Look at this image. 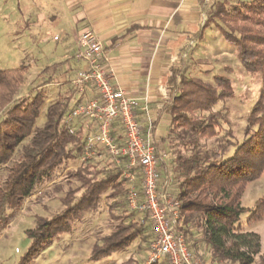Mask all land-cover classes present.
<instances>
[{
    "label": "trees",
    "instance_id": "16d2710c",
    "mask_svg": "<svg viewBox=\"0 0 264 264\" xmlns=\"http://www.w3.org/2000/svg\"><path fill=\"white\" fill-rule=\"evenodd\" d=\"M210 26L234 48L244 71L259 74L261 81L238 143L230 129L218 133L221 123L228 122V110L216 107L233 98L230 80L222 75H213L211 81L191 76L186 57L170 68V90L162 111L169 123L163 142L173 179L172 192L180 203L177 231L202 261L264 264L259 235L244 232L240 225L244 213L249 214L248 224L264 217V194L253 208L246 209L240 203L247 185L264 173V0H241L233 5L229 0H211L201 37ZM26 73L24 63L15 69H0V230L10 225L17 210L40 186L54 183L56 173L68 161L80 159L84 148L82 131L70 133L64 124L76 90L61 95L42 110L45 98L41 92L18 97ZM53 79V75L45 77L34 88L51 84ZM41 113L44 122L38 126ZM111 135L117 143L123 141L118 121L112 123ZM209 141L211 146L206 145ZM160 169L164 170L163 163H159ZM64 177L66 190L59 198L62 210L50 217H36L34 226L25 231L30 245L18 264L30 261L52 238L70 232L76 217L96 210L103 198L114 230L93 244L89 260L107 259L137 240L149 247L153 240L151 223L146 214L128 210L119 168L113 164L111 169H99L83 162L67 169ZM136 178L139 186L138 170ZM63 188L55 186L59 192ZM138 263L129 258L121 264ZM155 264L168 263L162 260Z\"/></svg>",
    "mask_w": 264,
    "mask_h": 264
},
{
    "label": "crops",
    "instance_id": "0c3cea01",
    "mask_svg": "<svg viewBox=\"0 0 264 264\" xmlns=\"http://www.w3.org/2000/svg\"><path fill=\"white\" fill-rule=\"evenodd\" d=\"M2 17L21 33L24 41L30 28L37 29L34 41H42V32L54 30L53 40L58 47L55 60L37 69L32 80L54 76L59 92L52 100L43 89L34 84H22L18 97L41 92L48 104L74 89L72 80L84 63L77 58L76 38L83 30H89L99 39L103 48V63L109 69L113 86L122 89L126 96L143 99L147 112L137 111V120L143 131L152 126L151 136L157 147L160 160H165L166 147L163 142L169 119L162 112L169 95L167 83L170 68L178 65L182 58L195 62L194 46L203 42L206 30L200 36L205 11L211 0H0ZM211 27V26H210ZM209 27V28H210ZM16 29V28H15ZM60 64L57 69L52 65ZM27 70L32 63L24 62ZM13 67L10 69H15ZM47 74H42L45 69ZM25 80V78H24ZM26 86V87H25ZM25 88L23 91L22 89ZM91 90L83 94L75 92L71 108L95 97ZM49 98V99H48ZM47 104V105H46ZM83 135L90 127L84 123H73ZM162 149V151H160ZM101 152V151H100ZM162 152V155H161ZM169 160V159H168ZM164 162V176L170 171ZM170 165V164H169Z\"/></svg>",
    "mask_w": 264,
    "mask_h": 264
},
{
    "label": "rangeland",
    "instance_id": "374dc122",
    "mask_svg": "<svg viewBox=\"0 0 264 264\" xmlns=\"http://www.w3.org/2000/svg\"><path fill=\"white\" fill-rule=\"evenodd\" d=\"M239 1L241 0H229L231 5ZM2 12L0 1V69L18 67L24 62L32 63L33 65L28 68L23 83L25 85L34 84L33 87H35L42 79H45V76L40 77L38 75L37 79L32 80L37 69L45 67L50 62L47 59L55 60L56 58L55 51L58 50V45L53 40L56 32L51 29L43 31L42 38L44 40L37 42L34 41L37 29L32 27L25 33L30 40L24 41L21 38V33H16L18 26L11 25L7 18L2 17ZM198 44L194 46L195 62L190 59L189 74L207 81H211L213 75H222L230 80L234 91L233 98L216 107V109L225 107L228 110V122L227 124L221 123V129L218 133L222 135L230 129L235 142L240 143L248 114L258 97L260 75L249 74L244 71L235 57L234 48L222 39L215 27L208 28L203 42ZM52 84L43 91L53 100L59 92V86L54 79ZM43 122L44 116L41 113L36 124L41 126ZM206 145L211 146L212 141L206 142ZM163 156H165V160H159V163L164 164L165 161H168L166 152ZM81 163L83 162L80 159L68 161L64 168L56 173L54 183L40 186L35 195L25 200L21 208L17 210L10 225L0 230V264H18L30 245L25 231L34 226L36 217H50L62 210L59 198L64 195L66 190L64 173L67 169L77 168ZM86 163H90L99 169H111L113 167L112 161L103 152H99L95 158ZM169 164L167 163L168 166H170ZM159 171L162 180L164 172L162 169ZM1 175H3V171ZM56 185L64 186L63 191H56ZM263 194L264 173L258 180L247 185L240 201L241 206L246 209L253 208ZM107 205V201L103 198L96 210L77 216L70 232L52 238L26 264H121L129 258L135 259L139 262L138 264H143L148 257L149 247L147 243L141 240L134 241L128 249L115 253L107 259L99 262L89 260L93 244L114 230V223L109 220L107 215ZM248 215V213H244L241 216L240 225L244 232H253L259 235L261 254L264 255V217L261 221L248 224L246 221Z\"/></svg>",
    "mask_w": 264,
    "mask_h": 264
},
{
    "label": "built area",
    "instance_id": "2783aa9c",
    "mask_svg": "<svg viewBox=\"0 0 264 264\" xmlns=\"http://www.w3.org/2000/svg\"><path fill=\"white\" fill-rule=\"evenodd\" d=\"M76 45L77 58L84 66L76 73L72 86L78 94L91 90L96 96L71 108L64 124L70 133L76 130L73 123L90 127L84 135L81 162H88L102 151L120 169L128 210L147 215L153 240L143 264L162 260L168 264H212L196 258L188 249L184 236L177 231L180 203L172 192L171 171L161 180L152 126L143 131L137 120V111L147 112L146 105H141L143 99L128 97L122 89L113 86L109 69L103 63L102 45L94 33L81 31ZM115 121L123 131L121 143L111 135ZM137 170L141 179L139 186Z\"/></svg>",
    "mask_w": 264,
    "mask_h": 264
}]
</instances>
